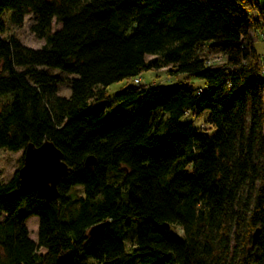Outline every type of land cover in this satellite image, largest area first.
<instances>
[{"label":"trees","instance_id":"obj_1","mask_svg":"<svg viewBox=\"0 0 264 264\" xmlns=\"http://www.w3.org/2000/svg\"><path fill=\"white\" fill-rule=\"evenodd\" d=\"M4 16L15 28L33 16L45 46L4 37ZM261 30V0H0V150L51 141L71 168L50 205L18 171L0 181V264H264ZM163 68L184 77L135 84ZM50 70L72 77L69 98Z\"/></svg>","mask_w":264,"mask_h":264},{"label":"rangeland","instance_id":"obj_2","mask_svg":"<svg viewBox=\"0 0 264 264\" xmlns=\"http://www.w3.org/2000/svg\"><path fill=\"white\" fill-rule=\"evenodd\" d=\"M264 3V0H262ZM4 21L6 24V34L3 35L4 37L7 36H15L21 44L24 46L31 48V49H41L45 46L46 42L44 40H38L34 34L31 32V25L33 24V16H29L26 18L25 24L21 28H15L11 26L8 22L7 16H4ZM61 28V25L57 23L56 20L53 22V28L52 32H55ZM261 34L264 35V30L260 31ZM257 50L259 53H261L262 58L264 59V41L261 40V38H257L255 41ZM215 58V57H211ZM218 59V58H216ZM148 60H153V57H148ZM51 71V70H50ZM51 73L59 78L61 81L58 85V95L61 97L69 98L71 95V90L68 86L70 80L72 79L71 76L62 74L56 70H52ZM183 75L177 76V77H171L169 75V69L163 68L158 71H149L142 76L141 78V84L142 85H149V84H161L166 87L171 86L173 83L178 82L179 80L183 79ZM195 86H202L203 82L194 79ZM129 82L123 81L119 83H115L111 85L108 88V94L110 96H114L115 94L121 92L122 89H124ZM130 84H132L130 82ZM191 118L185 117L183 119V123L190 122ZM199 122V121H198ZM199 124V123H198ZM24 156V151L21 152H11L5 149L0 150V181L1 182H8L11 178H13L14 174L20 169V159ZM178 167L174 166V168L171 170L170 174L166 177L165 181L171 180ZM116 174V175H115ZM122 176L121 174H117L114 171H111L108 175V181L111 184H121L122 182ZM76 195L81 196L82 194L78 192ZM123 200H127V194L123 193ZM27 229L29 231V236L33 241H37V234H38V219L36 217L29 218L26 222ZM136 228L137 225L135 222H133V228L130 232H128L127 238H126V244L127 247L130 249H133L134 242L136 238ZM171 232L173 235L182 238L184 235V232L181 228L171 227ZM41 254H44L45 251L41 250Z\"/></svg>","mask_w":264,"mask_h":264},{"label":"water","instance_id":"obj_3","mask_svg":"<svg viewBox=\"0 0 264 264\" xmlns=\"http://www.w3.org/2000/svg\"><path fill=\"white\" fill-rule=\"evenodd\" d=\"M23 166L18 170L20 190L26 194H36L47 205L60 197L59 183L66 179L71 168L64 161L62 152L51 142L46 141L40 146L29 145L24 151ZM96 158L90 156L85 165L92 169ZM105 225H99L90 231L92 238H97ZM259 232L254 236V245Z\"/></svg>","mask_w":264,"mask_h":264},{"label":"built area","instance_id":"obj_4","mask_svg":"<svg viewBox=\"0 0 264 264\" xmlns=\"http://www.w3.org/2000/svg\"><path fill=\"white\" fill-rule=\"evenodd\" d=\"M251 36H252L254 42L256 41L257 38H261V40L264 41V35L261 34L260 31L252 32ZM263 60H264V59H263ZM217 61L219 62V61H220V58H218V59H214V62H217ZM210 64H211V63H210ZM263 75H264V72H263ZM135 84L138 85V86H139V85H142V84H141V78H137V79L135 80Z\"/></svg>","mask_w":264,"mask_h":264},{"label":"crops","instance_id":"obj_5","mask_svg":"<svg viewBox=\"0 0 264 264\" xmlns=\"http://www.w3.org/2000/svg\"><path fill=\"white\" fill-rule=\"evenodd\" d=\"M261 2H262V0H261ZM262 4H264V3L262 2ZM254 48H255L256 52L261 56L262 54L259 53V51L257 50L256 44H254Z\"/></svg>","mask_w":264,"mask_h":264}]
</instances>
